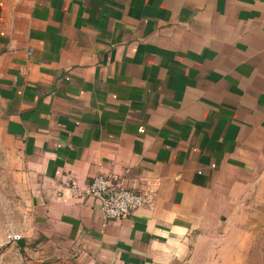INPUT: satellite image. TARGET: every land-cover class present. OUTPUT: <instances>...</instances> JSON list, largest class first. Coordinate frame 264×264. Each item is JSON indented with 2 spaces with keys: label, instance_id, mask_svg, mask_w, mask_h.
I'll return each mask as SVG.
<instances>
[{
  "label": "crops",
  "instance_id": "crops-1",
  "mask_svg": "<svg viewBox=\"0 0 264 264\" xmlns=\"http://www.w3.org/2000/svg\"><path fill=\"white\" fill-rule=\"evenodd\" d=\"M0 136L34 210L4 246L25 262L240 264L236 196L264 168V0H0ZM98 175L148 203L107 219L69 187Z\"/></svg>",
  "mask_w": 264,
  "mask_h": 264
},
{
  "label": "rangeland",
  "instance_id": "rangeland-1",
  "mask_svg": "<svg viewBox=\"0 0 264 264\" xmlns=\"http://www.w3.org/2000/svg\"><path fill=\"white\" fill-rule=\"evenodd\" d=\"M1 139L0 136V264H29L20 259L17 247L4 249L9 238L18 239L32 231L34 210L29 189L16 174L15 162L8 156ZM250 183L249 193L241 189L236 196L234 220L242 225L231 227L228 235L234 236L235 246L244 255L239 259L240 264H264V168ZM5 251L10 256L3 257Z\"/></svg>",
  "mask_w": 264,
  "mask_h": 264
},
{
  "label": "built area",
  "instance_id": "built-area-1",
  "mask_svg": "<svg viewBox=\"0 0 264 264\" xmlns=\"http://www.w3.org/2000/svg\"><path fill=\"white\" fill-rule=\"evenodd\" d=\"M72 194L81 197L90 195L100 201L101 210L107 219L126 217L133 210L148 203L147 195L122 187L112 178L104 175L93 177L85 187L72 181L69 184Z\"/></svg>",
  "mask_w": 264,
  "mask_h": 264
}]
</instances>
